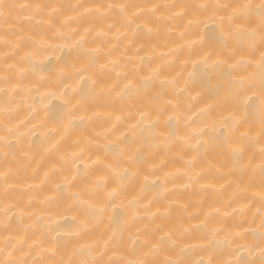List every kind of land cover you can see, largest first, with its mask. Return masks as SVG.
<instances>
[{
	"label": "bare ground",
	"instance_id": "obj_1",
	"mask_svg": "<svg viewBox=\"0 0 264 264\" xmlns=\"http://www.w3.org/2000/svg\"><path fill=\"white\" fill-rule=\"evenodd\" d=\"M242 2L259 4L260 0H5V3L12 5H60L62 14L54 21L57 26L68 20L64 30L69 34L73 29L80 34L90 29L87 39L79 47L65 46L61 40L56 41L54 47L43 55L26 57V53L32 50L29 37L40 39L44 34L50 35L47 26H38L35 21L29 22L28 11L18 7L11 10L7 23L0 19V76L9 75L13 84L18 85L8 105L11 112L0 114V135H3L5 124L14 129L8 136L11 147L7 149V158L0 151V177L5 172L9 173L8 183L12 187L7 203L19 202L21 207L33 213L31 217L25 215L22 220L19 213H10L15 217L11 227L18 229L21 235L26 230L29 237L50 235L60 242L61 252L68 254L73 247L78 246V241H102L106 230L125 225L124 247L117 256L131 247L136 234L141 239L160 243L165 254L188 264H195L198 260L208 264L211 259H220L222 251H230L235 246L232 234L239 231L234 224L240 217L234 209H238L244 202L232 198L237 191V182L241 188L245 187L252 173L239 171L238 166H234L230 152L222 151L216 138L222 131V118L235 116L241 122L242 131H251L252 139L245 145L244 163L249 159L259 163V150L264 142L261 136L264 131V115L259 109V73L254 67H241L237 73L255 81V87L248 92V96L256 97L254 106H241L238 111L227 105L213 106L210 116L202 118L207 124L203 133L206 151L197 158L192 169L193 175L201 174L198 180L190 181L183 174L188 167L186 162L193 154L185 151L179 140L167 149H159L158 154H155L157 164L164 161L163 170L155 174L149 167L154 150L146 145L142 149L146 161L139 163L142 174L125 181L126 186L120 189L119 196L107 204L103 216L94 218L73 200L72 194L79 190L84 179L80 177L72 182L77 170L71 156L83 151L86 158L90 155L95 160L115 156L125 144H132L134 149L140 143L139 138L147 135V130L142 134L140 128L132 127L139 119L138 115L136 119L127 117L129 113L147 112L154 107L157 110L152 112V121L159 116L154 133L170 132L171 128L165 121L175 114L181 119L177 122L174 117L173 125L179 135H184L185 115L215 105L213 86L218 78L208 72L190 79L192 60L199 59L190 53L193 50L214 54L219 52L224 43L219 19L222 13L213 6ZM109 3L139 6L130 11L139 12L143 9L137 23L151 20L153 31L139 33L134 45L125 51L126 45L133 40L132 29H125L117 23L121 31H127L126 39L117 40L116 28L110 32L108 30V26L114 23L113 19L100 15L106 8H101L99 12L95 9L97 5L106 6ZM164 4L184 5L187 8L161 7L155 16H162L163 19L156 20L151 9L154 5ZM76 5L86 6L92 11L85 13L83 7L77 8ZM200 5L207 7L201 8ZM177 12L187 14L175 17ZM132 27L134 29L135 26ZM8 29L11 31H6ZM98 33L108 35L105 37ZM6 35L8 39L21 44L20 51L15 56L9 55L7 59L5 53L11 54L13 48L3 44L2 38ZM113 45L116 47L111 59L117 60L119 64L114 71L110 70L112 65L109 64V70L101 73L99 64L107 63L109 58H99L94 62L92 50H107ZM21 56L26 58L19 61ZM220 58L227 59V54ZM238 59L239 56L236 57ZM258 59L259 48L255 53V61ZM18 61L17 68L11 72L4 70L6 65L17 64ZM228 62L236 61L229 59ZM133 64L145 69L142 73L145 77L151 75L148 65L152 68L165 66V71L138 92L118 95L123 83L127 82L123 80V74L130 71ZM21 69L24 70L22 76ZM174 78H178L175 87L164 83ZM113 84L119 85L115 91L97 95L101 86L107 89ZM162 90L163 96L155 99ZM3 105V98H0V107ZM159 108L165 110L161 113ZM117 117L123 118L118 131L112 135H101L117 124ZM201 127L204 128V123ZM254 182L258 187V170ZM3 190L4 180L0 178V202L3 201ZM134 199L136 202L130 203ZM149 201L152 202L150 210L144 207ZM2 206L3 203H0ZM210 220L216 223H208L204 227ZM83 222L88 226L87 240H80L78 236ZM243 227L248 230V235L245 240L237 243H256L258 237H253L251 233L259 232V221L245 223ZM166 233L170 239L160 241L159 238ZM0 234H3L2 228ZM237 255L256 261L257 264L260 260L256 250L251 254L242 251Z\"/></svg>",
	"mask_w": 264,
	"mask_h": 264
},
{
	"label": "snow or ice",
	"instance_id": "obj_2",
	"mask_svg": "<svg viewBox=\"0 0 264 264\" xmlns=\"http://www.w3.org/2000/svg\"><path fill=\"white\" fill-rule=\"evenodd\" d=\"M19 8L22 11L27 10V19L29 22L35 21L38 26L46 25L50 31V35L44 34L40 39L35 36L29 37L32 43V50L26 53V57L40 56L47 53L54 47L56 41H63L65 46L79 47L87 39L90 34V29H86L83 34H80L76 29H73L71 34L64 29L67 27L68 20L61 22L57 26L54 21L61 15V6L52 4H20L12 5L5 3V0H0V19L5 23L10 18V12L14 8ZM75 7H83L85 13L92 11L83 5H76ZM139 6L127 3H109L108 5L95 6L96 11L101 8H106V11L100 12L104 18H112L114 23L108 26L109 32L112 28H116V39L127 38V31H121L117 27L119 23L125 29H132L133 40L126 45L125 51L132 47L135 43V37L144 31L151 33L153 31L151 20H140L143 14V9L139 12L130 11L131 9ZM174 9V8H187L184 5L164 4L154 5L151 9L153 16L156 20L163 19L162 16H155V13L161 8ZM204 8L206 5H200ZM215 7L220 13V23L222 25V38L223 46L217 53L212 52H195L190 53L198 56L199 59L192 60L193 71L189 73L190 79L197 78L201 73L211 72L214 76L218 77L213 86L216 95L215 105H209L206 108L200 109L190 115L183 117L185 122V134L179 135L177 129L173 125V118L179 122L181 117L179 115L169 116L165 123L171 128L168 133H154L153 129L159 122V116L155 121H152V112L157 110L155 107L149 111H140L138 113H129L128 119H139L132 125L134 128H140L142 135L140 143L133 149L132 144H125L119 149L118 154L115 156L104 159L97 158L91 159L89 155L85 157L83 151L80 153H73L71 160L76 168V175L72 177V182L78 178L83 177L84 182L79 190L74 192L73 200L75 204L81 208L85 213L94 217L100 218L105 212L108 203H111L120 194V189H123L125 181L132 176H139L143 170L139 166L140 162L146 161L142 149L146 145H150L154 150V155L151 158L149 165L153 174L162 171L164 161L159 164L155 162V154H158L159 149H167L173 142L179 140L184 146L185 151H190L193 155L186 163L188 167L184 171L190 181L198 180L199 173L193 175L192 169L194 168L197 158L206 151L203 143V133L207 127L206 122L202 119L209 117L212 113L213 106L224 107L230 106L234 110H239L241 106L248 107L254 106L255 96H248V92L255 87V81L249 77L238 75V70L241 67L251 68L254 67L259 73V109L264 115V0H260L259 4L253 3H221L216 4ZM187 13H175V17L186 15ZM39 17V19H37ZM171 19V17H170ZM135 26L134 29L132 26ZM6 31H11L8 29ZM107 37L108 33H98ZM23 40V37L20 38ZM5 46L11 45L13 51L11 54L5 53V59L9 55L15 56L21 48L20 42L8 39L7 35L2 38ZM58 46V45H57ZM115 45L104 50L103 48L93 49V61L96 62L99 58L108 57L107 63H100V72L103 73L109 70V64L112 65L110 70L114 71L118 66L117 60L111 59ZM259 48V59L255 61V53ZM227 54V59L220 57ZM239 56L240 59L236 60ZM248 57L245 59V57ZM25 56L19 57V61H23ZM215 57V58H214ZM132 60L131 57L128 58ZM233 59L235 63H229L228 60ZM17 64H8L5 66L6 72H11L17 68ZM126 66V65H125ZM150 69L151 75L145 77L142 75L144 68H138L133 64L130 71L124 72L123 88L118 95H128L133 92H138L144 85L152 82L153 78L161 76L165 71V66L152 68L151 65L147 66ZM24 70H20V75H23ZM119 75V74H118ZM255 75V73H253ZM164 83L171 84L173 87L178 83V78L171 81H164ZM118 84H113L105 89L104 86L100 87L97 95H102L107 92H113L118 87ZM18 90V85H14L12 78L9 75L0 76V98H3L4 105L0 107V114H7L11 112L8 107L11 104V95ZM163 96V90L157 94L155 99H160ZM164 108H159V112H163ZM191 117V118H190ZM122 117H117V124L108 129L107 132L101 135H112L118 131V125ZM204 123V128L201 124ZM222 131L217 135V142L221 145V149L230 152L234 166H238L239 171L252 173L247 185L241 188L239 181L237 182V191L233 195L234 201H244L240 204L238 209L234 212L240 217L235 222L234 227L239 229L233 235L232 243L235 245L231 247L230 251L225 250L221 252L220 259H211L208 264H257L256 261L246 259L237 254L242 251H247L251 254L253 250L259 253L260 260L258 264H264V142L259 150V163H254L249 159L244 163L245 145L252 139L250 129L248 131L241 130V122L235 116L223 117L221 121ZM14 129L5 124L3 135H0V151H3L5 158L9 155L7 149L11 147V141L8 136L12 134ZM264 138V131L261 133ZM127 139V137H125ZM135 139V138H134ZM135 168V171L132 169ZM258 170L259 173V186L255 184V174ZM47 175V174H46ZM167 175V174H166ZM95 176V179L89 177ZM4 180L3 190V206L0 207V228L3 229V234H0V264H188V262L181 259H173L171 255L165 254V250L161 248L160 243H153L151 240L141 239L139 234H136L135 239L131 241V247L124 250L122 255L117 253L124 247L125 226H120L115 229L106 230L104 237L101 240H95L91 243L78 241V246L73 247L71 253L61 252L60 242L55 240L50 235L41 234L37 237H29L27 231L23 235L20 234L18 229L11 227V221L15 218L10 213H19V218L22 220L25 215L31 217L32 212L27 211L26 208L21 207L19 202L8 204L7 200L10 197L11 184L8 183L9 173L5 172L2 177ZM145 180L147 176L145 175ZM119 182V183H117ZM71 183V182H70ZM59 188V185H57ZM134 199L130 203H135ZM31 202L29 203V206ZM101 205H104L101 207ZM145 209L150 210L152 202L149 201L144 205ZM135 218V215H134ZM259 221V232H253V237H258L254 244L237 243V241L245 240L248 235V230L243 227L245 223H254ZM208 223H216L214 220L206 222L203 226L207 227ZM81 232L78 233L80 240L88 239V226L86 222L81 224ZM54 231V229H53ZM160 241L170 239L169 234L161 236ZM55 240V243L53 241ZM183 252L184 250L181 249ZM111 253L112 255H109ZM113 256H116L113 259ZM160 257V258H158ZM195 264H204L202 260L195 261Z\"/></svg>",
	"mask_w": 264,
	"mask_h": 264
}]
</instances>
